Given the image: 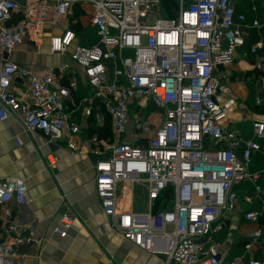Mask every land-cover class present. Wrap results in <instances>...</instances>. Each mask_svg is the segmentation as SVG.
Listing matches in <instances>:
<instances>
[{
	"label": "built area",
	"instance_id": "1",
	"mask_svg": "<svg viewBox=\"0 0 264 264\" xmlns=\"http://www.w3.org/2000/svg\"><path fill=\"white\" fill-rule=\"evenodd\" d=\"M161 4L162 0H0V120L20 115L26 132H40L51 142L66 141L75 148L80 128L66 106L73 90H56L54 79L12 61L22 45L40 49L51 32V54L64 55L73 48L72 61L94 90L82 102L85 116L92 115L98 101L110 119L114 140L104 144L109 154L96 160L94 170L96 195L112 227L164 264H221L213 237L224 229V214L235 210L234 186L248 182L257 197L263 193V172H250L249 166L252 154L260 151L264 123L255 122L253 139L245 140L228 127L235 102L219 99L222 82L230 77L226 68L245 45V17L239 16L236 23L231 0H176L174 18L161 15ZM76 5L90 7L88 23L97 30L96 45L74 46L77 36L67 22ZM18 14L21 20L10 25ZM253 27L264 26L254 22ZM250 52L264 53V43H256ZM14 83L20 92L12 88ZM144 100L163 111L159 126L146 115L132 114V107ZM131 126L133 142L127 143ZM15 143L20 146L19 138ZM125 184L131 186L127 206L122 202ZM136 187L146 192L145 213L134 209ZM169 189L172 201L155 212ZM27 195L20 178L0 180V220L6 236L0 241V264H25L20 247L33 240L18 230L11 205H24ZM263 217L264 202L260 210L245 213L251 224ZM63 223L61 237L71 226L68 217ZM261 238L262 231L254 230L245 249L251 251ZM229 264L245 261L237 257ZM247 264H264V258L252 257Z\"/></svg>",
	"mask_w": 264,
	"mask_h": 264
},
{
	"label": "crops",
	"instance_id": "2",
	"mask_svg": "<svg viewBox=\"0 0 264 264\" xmlns=\"http://www.w3.org/2000/svg\"><path fill=\"white\" fill-rule=\"evenodd\" d=\"M34 1L24 0V3ZM231 4L237 24L240 23L239 16L245 17V45L237 49L233 63L226 68L230 77L222 82L219 99L223 103L235 102L228 127L239 132L245 140H251L253 124L264 123V53L253 55L250 52L256 43H264V27H253L254 22L264 26V0H231ZM80 7L84 12L90 11L88 6ZM18 17L19 14L15 19ZM79 24L83 30L95 31L83 17L79 18ZM50 36L51 32H48L40 49L22 45L13 54L12 61L33 73L54 79L56 90H73L66 106L71 120L80 128L75 148L66 141L51 142L40 132H26L20 115L0 120V180L20 178L28 188L26 203L11 205L18 230L23 237L33 240L32 244L20 247L25 264H164L161 258L126 241L103 213L96 195L94 165L97 159L109 154L104 144L113 142L100 137L107 123L106 116L98 105L94 106L93 119L85 116L86 105L82 102L91 98L94 90L89 86L83 69L72 61L73 48L64 55L51 54ZM96 42L94 39L89 44L96 45ZM86 43L83 37H77L74 46L87 47L84 46L88 45ZM1 61L0 48V65ZM258 65L261 68H256ZM12 88L21 91L18 83H14ZM132 114L146 115L151 124L159 126L163 111L144 100L132 107ZM133 132L135 127L131 126L125 142H133ZM15 138H19L20 146L15 143ZM258 143L260 151L252 154L249 171L263 172L260 181L263 193L257 197L254 186L248 182L234 186L235 210L224 214V229L213 237L218 244L221 264H229L237 257L243 258L245 264L252 257L257 260L264 258V217L259 224L245 220L246 212L260 210L264 202V139ZM243 150V147L237 150L239 158ZM52 162H55L53 167ZM141 202H136L134 209L145 213L147 196ZM64 217L69 218L71 226L67 235L61 237L58 231L65 230ZM2 225L0 220V241L6 239ZM256 229L262 231V238L257 246L247 251L245 246L250 241L249 235Z\"/></svg>",
	"mask_w": 264,
	"mask_h": 264
},
{
	"label": "trees",
	"instance_id": "3",
	"mask_svg": "<svg viewBox=\"0 0 264 264\" xmlns=\"http://www.w3.org/2000/svg\"><path fill=\"white\" fill-rule=\"evenodd\" d=\"M162 5H163L164 9L168 12L167 15L168 14H173L174 15L173 12L176 9V0H162ZM73 11H74L73 14L68 19L67 28L73 30L76 33V36L77 37H83L88 42V43H86L88 45H84V46H87V47L93 46V45H91L89 43L90 42H93L94 39L95 40L97 39V41H98L97 30L95 28H93L95 31H93L91 29V30L83 33V31H82L83 28L79 24V18L81 17V15L84 14L83 13V10L81 9L80 5H76L75 8L73 9ZM169 18H171V17H169ZM20 20H21V16L18 17V18H16V19H14V22H12L10 25H16V24H18V22ZM95 105H98L99 107H102L101 104H100V102H98V101L96 102ZM102 111L104 112V114L106 116V122L107 123L104 126V128L102 130L103 131V134L100 137L107 138V140H110L112 142L113 141V132H112V127H111L110 119H109V116L106 114L104 108H102ZM93 117L94 116L92 114L90 118L93 119ZM108 127L110 129V134H109V132H107ZM106 133H107V136H106ZM143 143L144 142L142 141V143L141 144L138 143V145H142ZM171 194H173L172 189H169V190H167L164 193V196L157 201V207L155 209V212H158L161 209L160 206L163 205V203L167 201L166 199H168V197L171 196ZM261 221H262V219L260 220V222Z\"/></svg>",
	"mask_w": 264,
	"mask_h": 264
},
{
	"label": "rangeland",
	"instance_id": "4",
	"mask_svg": "<svg viewBox=\"0 0 264 264\" xmlns=\"http://www.w3.org/2000/svg\"><path fill=\"white\" fill-rule=\"evenodd\" d=\"M75 11V10H74ZM73 11V12H74ZM83 15H81V17H83V18H85L86 19V22L88 23L89 22V19H90V17H89V12L86 10V12H84L83 11ZM160 13H161V15H163V16H168V17H171V18H173V17H175L176 16V14L174 13V15L173 14H168L167 15V11L164 9V7H163V5L161 4V6H160ZM173 15V16H172ZM80 17V18H81ZM86 30H90L89 28H86L85 30H82L83 31V33H85L86 32ZM79 34V33H78ZM126 56H131V54L130 53H126L125 54ZM152 110H154V109H152ZM155 111H152V113H154ZM107 132H109V134H110V129H109V127H108V129H107ZM106 136H107V133H106ZM111 136V135H110ZM107 139V138H106ZM130 185L129 184H125V186H124V190H126V195H125V197L123 198V200H122V202H124V204H125V206H127L128 205V203H129V189H130ZM140 187H136L135 188V194L136 195H138L139 196V198L137 197V196H135L134 195V200L138 203V204H140L139 202H141V200L144 198V199H146V192H145V190L144 189H142V188H140ZM172 195L173 194H171V196H169L168 197V199H166L167 201H172ZM135 197H137V198H135ZM165 200V199H164ZM135 202V203H136ZM135 203H134V205H135ZM142 203V202H141ZM144 207H145V205H144ZM160 208H162V205L160 206Z\"/></svg>",
	"mask_w": 264,
	"mask_h": 264
}]
</instances>
